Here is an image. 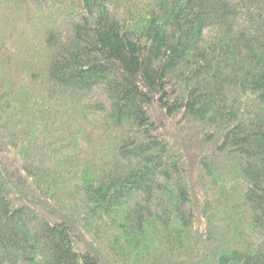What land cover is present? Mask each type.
Instances as JSON below:
<instances>
[{"label":"trees","instance_id":"trees-1","mask_svg":"<svg viewBox=\"0 0 264 264\" xmlns=\"http://www.w3.org/2000/svg\"><path fill=\"white\" fill-rule=\"evenodd\" d=\"M0 264H264V0H0Z\"/></svg>","mask_w":264,"mask_h":264}]
</instances>
